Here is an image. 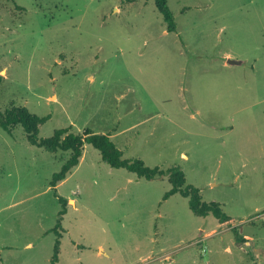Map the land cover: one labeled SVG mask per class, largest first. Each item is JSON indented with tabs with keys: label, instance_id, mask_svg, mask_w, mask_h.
Segmentation results:
<instances>
[{
	"label": "rangeland",
	"instance_id": "rangeland-1",
	"mask_svg": "<svg viewBox=\"0 0 264 264\" xmlns=\"http://www.w3.org/2000/svg\"><path fill=\"white\" fill-rule=\"evenodd\" d=\"M167 5L171 33L153 0H0V110L48 117L38 138L104 134L124 160L180 169L237 232L89 144L54 190L70 153L17 125L0 129V264H52L57 240L54 264H264V0Z\"/></svg>",
	"mask_w": 264,
	"mask_h": 264
},
{
	"label": "trees",
	"instance_id": "trees-1",
	"mask_svg": "<svg viewBox=\"0 0 264 264\" xmlns=\"http://www.w3.org/2000/svg\"><path fill=\"white\" fill-rule=\"evenodd\" d=\"M154 6L160 14L167 32H175L176 24L172 13L167 5V0H153ZM48 120V117H38L28 111L25 107L11 106L4 111L0 110V129L4 132L11 133L12 129L20 125L26 136L27 142L39 148H43L48 152L56 153L58 151L69 152L70 156L62 164L59 172L53 174L50 186L55 190L56 186L63 182L67 175L78 166L83 155L85 144L91 145L96 149L101 156V159L111 168L126 169L134 174L137 178H142L147 181L156 178L167 177L171 185L170 189L164 194L163 200L168 199L174 194H179L183 198L188 199L190 211L198 217L213 216L221 226H231L234 219L227 216L219 204L214 202L202 201L199 190L191 185L186 184L184 173L180 169L161 170L157 167H147L142 160H124L122 152L116 148L108 135L95 134L90 131H85L82 134H74L69 132V128L55 130L49 138H38L39 127ZM64 209L59 213V220L54 227V232L61 238L58 233L60 229V219L65 214V201L60 200ZM62 229V228H61ZM232 230L237 232L236 228ZM237 243L242 242L240 236H236ZM59 240L56 241L55 255L52 264L57 261Z\"/></svg>",
	"mask_w": 264,
	"mask_h": 264
},
{
	"label": "crops",
	"instance_id": "crops-1",
	"mask_svg": "<svg viewBox=\"0 0 264 264\" xmlns=\"http://www.w3.org/2000/svg\"><path fill=\"white\" fill-rule=\"evenodd\" d=\"M80 161H81V159H80ZM233 223H234V222H233ZM220 226H221V225H220ZM225 227H230V226H221V228H223V229H224ZM232 228H233V225L231 226V229H230V230H232ZM235 228H236V227H235ZM242 231H243V230H242ZM248 235H249V234H246V235L241 236V241H242V242H240V244L243 243V241H244L243 238H244V237H247ZM248 237H250V236H248ZM236 242H237V241H236ZM256 251H257V250H256ZM256 251H255V252H256Z\"/></svg>",
	"mask_w": 264,
	"mask_h": 264
},
{
	"label": "water",
	"instance_id": "water-1",
	"mask_svg": "<svg viewBox=\"0 0 264 264\" xmlns=\"http://www.w3.org/2000/svg\"><path fill=\"white\" fill-rule=\"evenodd\" d=\"M227 64H229V65H238V64H240V62H238V61H234V60H228V61H227ZM195 118L198 119V116L195 115Z\"/></svg>",
	"mask_w": 264,
	"mask_h": 264
}]
</instances>
